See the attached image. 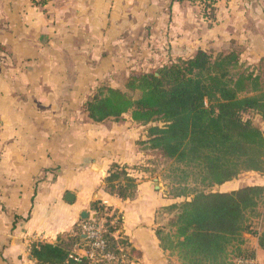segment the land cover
Listing matches in <instances>:
<instances>
[{"label":"crops","instance_id":"1","mask_svg":"<svg viewBox=\"0 0 264 264\" xmlns=\"http://www.w3.org/2000/svg\"><path fill=\"white\" fill-rule=\"evenodd\" d=\"M41 2L0 0V264H37L33 246L73 234L95 202L122 217L130 264H180L156 230L181 200L138 171L135 199L105 191L112 165H145L147 129L129 115L94 123L85 105L101 86L121 89L143 67L199 50H238L264 69V0H218L213 23L200 0ZM247 238L264 264L258 240Z\"/></svg>","mask_w":264,"mask_h":264},{"label":"trees","instance_id":"2","mask_svg":"<svg viewBox=\"0 0 264 264\" xmlns=\"http://www.w3.org/2000/svg\"><path fill=\"white\" fill-rule=\"evenodd\" d=\"M217 1L200 0L204 17L212 23ZM85 110L94 123L120 122L129 115L147 129V140L139 142L145 165H112L104 180L107 193L131 201L139 185L133 171L153 177L169 167L166 178L172 186L167 196L181 201L167 207L170 218L156 230L160 248L169 257L180 264L255 260L256 249L247 236L264 250V187L215 191L243 174H264V132L244 118L254 115L264 125L262 65H247L238 50H199L192 58L132 73L122 89L101 86ZM91 210L96 216L82 224L105 220L104 252L116 258L111 264H130L134 251L121 234L122 217L101 202L93 203ZM75 249L90 250L81 226L53 245L33 246L32 255L37 264H89L86 257L70 259Z\"/></svg>","mask_w":264,"mask_h":264},{"label":"built area","instance_id":"3","mask_svg":"<svg viewBox=\"0 0 264 264\" xmlns=\"http://www.w3.org/2000/svg\"><path fill=\"white\" fill-rule=\"evenodd\" d=\"M39 2L46 0H37ZM97 213H94V217ZM93 217V218H94ZM81 231L84 236L90 241V250L83 251L75 249L70 256L71 260L79 262L81 258L86 257L89 264H111L116 261L112 255L106 254L104 249L106 247L103 239V234L106 232V221L100 219L99 221H92L81 225ZM122 262H127L125 257H122ZM237 264H255L254 260H239Z\"/></svg>","mask_w":264,"mask_h":264},{"label":"rangeland","instance_id":"4","mask_svg":"<svg viewBox=\"0 0 264 264\" xmlns=\"http://www.w3.org/2000/svg\"><path fill=\"white\" fill-rule=\"evenodd\" d=\"M150 69H152V68H144L143 67L138 72H140V73L148 72V71H150ZM125 82L126 81H124V82L122 81V88H123V85L125 84ZM114 84H115V86L120 85V83L118 84L117 82H114ZM244 118L246 120H248V119L251 120L255 126L260 128L264 132V125L262 124V122L259 118H257L254 115H246ZM168 175H170L169 167H165V169H162L158 174L153 176V178L156 179L155 183H157L158 186L161 187V189H164L165 191L168 188H170V186H172L170 179L166 178V176H168ZM254 186L264 187V174H261V175L260 174L252 175V174H247V173L243 174L231 183L225 184L221 187H216L215 191H219L222 193H229V192H233V191L239 190V189L244 188V187H254ZM260 209H261L260 212L263 214L264 213V204L261 205ZM260 225L262 227H264V219L261 221Z\"/></svg>","mask_w":264,"mask_h":264},{"label":"water","instance_id":"5","mask_svg":"<svg viewBox=\"0 0 264 264\" xmlns=\"http://www.w3.org/2000/svg\"><path fill=\"white\" fill-rule=\"evenodd\" d=\"M70 198H72V196L69 194L68 197H67V200L69 201ZM87 218H88L87 213L82 214V216H81V219H82V220H86Z\"/></svg>","mask_w":264,"mask_h":264}]
</instances>
